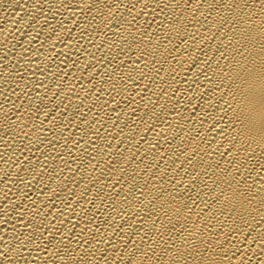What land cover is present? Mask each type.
Listing matches in <instances>:
<instances>
[{
	"label": "bare ground",
	"instance_id": "6f19581e",
	"mask_svg": "<svg viewBox=\"0 0 264 264\" xmlns=\"http://www.w3.org/2000/svg\"><path fill=\"white\" fill-rule=\"evenodd\" d=\"M0 264H264V0H0Z\"/></svg>",
	"mask_w": 264,
	"mask_h": 264
}]
</instances>
